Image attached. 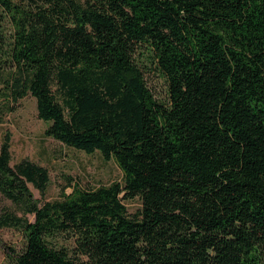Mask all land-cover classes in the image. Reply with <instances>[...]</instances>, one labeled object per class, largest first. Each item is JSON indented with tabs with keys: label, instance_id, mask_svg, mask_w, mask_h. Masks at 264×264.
<instances>
[{
	"label": "trees",
	"instance_id": "trees-1",
	"mask_svg": "<svg viewBox=\"0 0 264 264\" xmlns=\"http://www.w3.org/2000/svg\"><path fill=\"white\" fill-rule=\"evenodd\" d=\"M28 94L46 136L123 177L39 204L47 168L10 164L4 134L22 214L0 226L24 242L0 264H264V0H0V121Z\"/></svg>",
	"mask_w": 264,
	"mask_h": 264
},
{
	"label": "rangeland",
	"instance_id": "rangeland-1",
	"mask_svg": "<svg viewBox=\"0 0 264 264\" xmlns=\"http://www.w3.org/2000/svg\"><path fill=\"white\" fill-rule=\"evenodd\" d=\"M146 81L157 95H165L161 78L149 74L146 75ZM46 126L47 123L37 115L35 99L29 94L18 101L13 111L3 114L0 121V142L4 134L9 135L10 164L27 159L48 170L49 183L44 194L28 184L33 198L39 204L58 199L63 191L69 193L73 183L84 189H93L122 180L123 173L112 159H103L97 151L87 154L66 146L46 136ZM123 203L128 213H133L140 207L137 197L126 199ZM6 210L22 214L11 200L0 193V214ZM27 216L30 220L33 219L32 214ZM23 242L22 231L0 226V263H9L8 252L10 249L18 251Z\"/></svg>",
	"mask_w": 264,
	"mask_h": 264
}]
</instances>
